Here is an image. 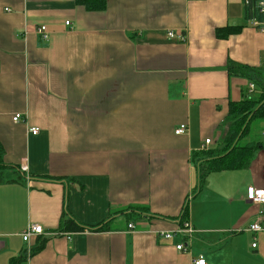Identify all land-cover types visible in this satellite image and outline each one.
Segmentation results:
<instances>
[{
    "label": "crops",
    "instance_id": "1",
    "mask_svg": "<svg viewBox=\"0 0 264 264\" xmlns=\"http://www.w3.org/2000/svg\"><path fill=\"white\" fill-rule=\"evenodd\" d=\"M243 8L106 0L92 12L75 0H0L3 164L26 167L21 182L0 185V264H264V231L247 230L264 205L246 198L249 187L264 190V147L245 169L210 174L193 196L194 155L220 143L229 103L252 95L227 63L264 68V24H244ZM180 125L186 132L175 135ZM254 126L262 133L264 121ZM66 195L77 223L107 230L58 235ZM185 202L188 238L178 234ZM32 224L44 235L29 246L20 234Z\"/></svg>",
    "mask_w": 264,
    "mask_h": 264
},
{
    "label": "trees",
    "instance_id": "2",
    "mask_svg": "<svg viewBox=\"0 0 264 264\" xmlns=\"http://www.w3.org/2000/svg\"><path fill=\"white\" fill-rule=\"evenodd\" d=\"M259 3L260 0H244V24L256 23L257 28L264 24V11L260 8ZM75 4L92 12H101L106 8V0H75ZM243 26L218 28L215 31V36L217 39H226L239 33ZM226 70L230 76L245 79L252 84L254 91L250 94H254V96L249 95L248 98L244 97V99L236 103L230 102L228 114L221 125L222 137L220 143L206 152L194 155L192 164L196 170L197 184L193 196L203 189L210 174L245 169L253 159L256 151L261 150L263 147L262 143L258 141L254 143L247 141L245 144L243 142L249 137L252 121H264V68L249 67L229 61ZM3 155L4 150L0 144V185L21 182L23 179L21 170L13 166L4 165ZM48 180L59 181L58 179ZM66 200L67 195L64 198V211L59 223L58 235L83 232L101 233L107 230L105 224L86 227L77 223L67 211ZM187 208L188 203L185 202L179 217L180 229L183 228L184 222L187 221V218L185 219ZM43 244V242L38 243L31 250V254L39 252ZM24 260L25 253L16 262L22 263Z\"/></svg>",
    "mask_w": 264,
    "mask_h": 264
},
{
    "label": "built area",
    "instance_id": "3",
    "mask_svg": "<svg viewBox=\"0 0 264 264\" xmlns=\"http://www.w3.org/2000/svg\"><path fill=\"white\" fill-rule=\"evenodd\" d=\"M259 6L262 9V11H264V0H260ZM68 24H69L68 22L65 23V25H67V26H68ZM37 33L41 34L42 38L44 40H46L47 36L45 34V27H40L37 30ZM167 37L169 39H174L175 35L170 32L167 34ZM178 38H179L180 42H184V36H180ZM249 90H250V93L254 91V86L252 84L249 85ZM19 118H20V115L16 114L13 117L12 121L17 122L19 120ZM28 132L31 135H37L39 132V129L38 128H31V129H29ZM185 132H186V126L180 125L175 129L174 134L175 135H183ZM261 135H262V145L264 147V130L262 131ZM210 143H211L210 140H206L204 142L203 149H207V147ZM20 170L22 172H25L26 171L25 165H22L20 167ZM263 177H264V171H263ZM246 198L250 203H252L254 205H264V190H256L253 187H249L246 191ZM129 227L131 228V226H129ZM182 227L183 228L179 230L178 234L183 235L185 238H188L192 233V228H191L190 224L184 223ZM247 230L253 234L264 231V219L261 217H258L254 222H252L248 226ZM42 235H44L43 228L40 225L32 224V225H29L28 227H26V229L20 234V237L22 238V241L24 243L29 244V246H30V239L32 237L42 236ZM158 237L163 239V240H171L173 238V234L160 232L158 234ZM185 243L186 244H184L182 242V243L178 244L175 247V249L177 251H186L185 247L187 246V244L189 242H185ZM29 246L27 247L28 251H30ZM254 247H255V244H252V248H254ZM193 264H205V260L203 259V257L199 256L197 259L193 260Z\"/></svg>",
    "mask_w": 264,
    "mask_h": 264
},
{
    "label": "rangeland",
    "instance_id": "4",
    "mask_svg": "<svg viewBox=\"0 0 264 264\" xmlns=\"http://www.w3.org/2000/svg\"><path fill=\"white\" fill-rule=\"evenodd\" d=\"M251 96H254V94H252ZM253 125H259V121L258 120H253L252 121V126H251V129H250L249 139L255 140V141H259V139L262 137L261 131H259L260 129H257V127H255Z\"/></svg>",
    "mask_w": 264,
    "mask_h": 264
},
{
    "label": "bare ground",
    "instance_id": "5",
    "mask_svg": "<svg viewBox=\"0 0 264 264\" xmlns=\"http://www.w3.org/2000/svg\"><path fill=\"white\" fill-rule=\"evenodd\" d=\"M37 237V236H36ZM31 249V248H30Z\"/></svg>",
    "mask_w": 264,
    "mask_h": 264
}]
</instances>
